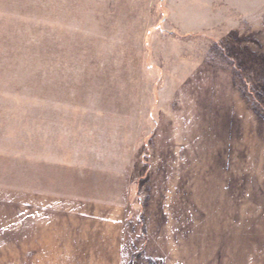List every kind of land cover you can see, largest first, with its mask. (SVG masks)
Masks as SVG:
<instances>
[{
  "label": "rangeland",
  "instance_id": "1",
  "mask_svg": "<svg viewBox=\"0 0 264 264\" xmlns=\"http://www.w3.org/2000/svg\"><path fill=\"white\" fill-rule=\"evenodd\" d=\"M0 264H264V0H0Z\"/></svg>",
  "mask_w": 264,
  "mask_h": 264
}]
</instances>
